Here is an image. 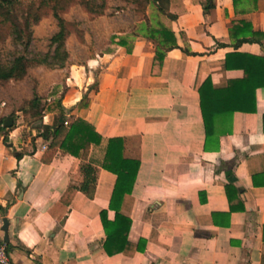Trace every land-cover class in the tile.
<instances>
[{"label":"crops","instance_id":"0c3cea01","mask_svg":"<svg viewBox=\"0 0 264 264\" xmlns=\"http://www.w3.org/2000/svg\"><path fill=\"white\" fill-rule=\"evenodd\" d=\"M205 1L169 0L176 19L165 27L177 48L161 64L153 65L152 42L113 45L70 71L65 91L56 84L46 100L38 97L41 121L23 120L22 103L33 97L13 108L0 96V124L15 117L0 133V245L12 264H264V87L255 90L254 112L215 114L212 139L198 94L208 78L215 88L243 78L235 55L264 58V0L239 6L238 15L232 0H214L210 10ZM242 21L260 42L235 45L229 31ZM58 107L101 138L86 156L97 168L92 199L76 191L62 201L81 182L82 160L51 150L40 136ZM132 137L139 142L126 153L139 158V169L120 207L130 227L122 252L107 255L100 213L114 221L108 207L116 177L101 166L109 139Z\"/></svg>","mask_w":264,"mask_h":264},{"label":"trees","instance_id":"16d2710c","mask_svg":"<svg viewBox=\"0 0 264 264\" xmlns=\"http://www.w3.org/2000/svg\"><path fill=\"white\" fill-rule=\"evenodd\" d=\"M72 0H43L37 7L29 5L26 11L22 10V0H0V42L7 36L12 38L15 44L28 47L30 42V28L37 24L43 14V9L52 12L53 18L57 20L58 32L51 38V44L55 45L52 62L48 63L44 58L27 59L25 56H16L11 62L0 61V84L5 85L10 81L19 82L27 77L28 70L34 66H58L63 68L67 55L61 54L60 50L64 47L68 31L66 23L60 17V12L71 3ZM214 0H206L204 10L213 9ZM49 2H52L49 4ZM145 5H151L156 13L165 17L169 21H174L176 17L169 13V0H144ZM255 7L256 0H232L235 14L238 15V7L247 4ZM84 7L92 13L96 11L90 7L89 3L83 2ZM99 14V13H96ZM5 30L7 31L5 33ZM241 35L239 39L238 36ZM231 38H236L235 45L241 43L260 42L256 37L262 36L252 33L251 26L247 22L233 24L229 31ZM264 37V36H263ZM148 39L156 41V50L153 58V65L161 64L165 52L177 48L173 31L164 25L158 24L157 29H151L147 36ZM124 46L121 40L118 43ZM242 61V66L238 69L244 72L241 80H228L225 86L215 88L210 79H206L199 87V109L203 122L205 138L213 137V116L219 112H251L255 111V90L264 87V58L250 55L237 54ZM230 55L226 56L225 65L230 69ZM251 105V106H250ZM250 106L251 108H247ZM25 123L41 121L42 110L40 109V99L33 96L30 100H25L20 109ZM13 121L15 120L12 115ZM9 130V129H8ZM6 129L0 124V133ZM40 136L50 142L49 148H58L63 154L81 158L82 163L79 167L81 182L71 185L62 201L68 204L73 194L78 191L83 193L88 199H92L95 191L97 168L86 162V156L90 146L98 145L101 142L100 136L96 133L92 125L82 119H69L64 110L58 107V113L54 118L52 126H42ZM138 143L137 137L112 138L107 141L105 157L101 168L116 177L115 185L109 202V210L115 213L113 222L106 218V211H101L100 220L105 234L103 248L107 255L122 252L127 232L130 227V219L120 214V207L125 195L131 194L136 175L139 169V158L126 153V145Z\"/></svg>","mask_w":264,"mask_h":264},{"label":"rangeland","instance_id":"374dc122","mask_svg":"<svg viewBox=\"0 0 264 264\" xmlns=\"http://www.w3.org/2000/svg\"><path fill=\"white\" fill-rule=\"evenodd\" d=\"M41 1L22 0V10L26 11L29 5L37 7ZM83 2L89 3L99 14L87 10ZM42 12L40 21L30 28L27 48L15 44L9 36L0 42L1 62L9 63L18 55L27 59L45 58L48 63L52 62L55 45L50 40L58 32L57 20L50 10L43 9ZM60 17L68 31L64 47L60 50V57L62 53L67 55L64 67L32 66L22 81L10 83L9 86L0 84L7 94L6 97L0 96L9 98L13 108L16 107L14 103L26 97L37 96L42 101L46 100L48 91L56 84L61 91H65L61 86L70 71H79L87 62L111 51L112 46L119 45L121 40L129 43L137 39L146 40L156 46V41L147 38L149 31L157 29L158 24L165 26L169 21L158 15L153 6L145 5L144 0H72L60 12Z\"/></svg>","mask_w":264,"mask_h":264},{"label":"built area","instance_id":"2783aa9c","mask_svg":"<svg viewBox=\"0 0 264 264\" xmlns=\"http://www.w3.org/2000/svg\"><path fill=\"white\" fill-rule=\"evenodd\" d=\"M42 150H46V145L42 146ZM0 264H12L5 245H0Z\"/></svg>","mask_w":264,"mask_h":264},{"label":"water","instance_id":"95a60500","mask_svg":"<svg viewBox=\"0 0 264 264\" xmlns=\"http://www.w3.org/2000/svg\"><path fill=\"white\" fill-rule=\"evenodd\" d=\"M13 118L12 117H8L4 122H3V125H2V127L4 128V129H9V128H11L12 126H13ZM5 223V225H6V222H4Z\"/></svg>","mask_w":264,"mask_h":264}]
</instances>
